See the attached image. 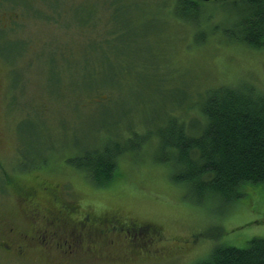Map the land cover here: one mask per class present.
Masks as SVG:
<instances>
[{
    "label": "rangeland",
    "instance_id": "374dc122",
    "mask_svg": "<svg viewBox=\"0 0 264 264\" xmlns=\"http://www.w3.org/2000/svg\"><path fill=\"white\" fill-rule=\"evenodd\" d=\"M184 14L169 0H0V224L29 230L30 210L43 208L30 190L59 185L81 213L119 218L132 249L145 245L132 224L145 236L153 227L162 251L110 258L86 247L72 258L57 247L26 260L0 251V264H198L216 245L264 239V185L200 205L155 160L158 130L178 124L164 116L188 112L200 86V102L221 85L264 90V48L225 33L240 9L202 1ZM112 136L138 138V147L120 160L116 181L97 187L67 158Z\"/></svg>",
    "mask_w": 264,
    "mask_h": 264
},
{
    "label": "trees",
    "instance_id": "16d2710c",
    "mask_svg": "<svg viewBox=\"0 0 264 264\" xmlns=\"http://www.w3.org/2000/svg\"><path fill=\"white\" fill-rule=\"evenodd\" d=\"M169 1L173 2L181 17L183 12L184 16L189 14L202 2ZM219 3L242 11L241 16L233 24L230 23L232 30L225 29V33L251 47L264 48V0H227ZM236 28L237 32L234 31ZM201 88L193 97V103L189 100L191 108L188 112L164 116L163 122L172 119L177 120L178 124L172 122L166 129L162 127L158 130L161 132L158 137L162 139V146H159L162 157L155 160L166 166L171 172L172 181L185 186L186 196L200 205L210 200L213 202L212 199L217 197L227 203L230 199L241 200L251 188L264 185V90L252 85H221L212 87V91L209 88L204 93L203 102H200L198 94ZM197 105L200 110L195 109L196 115L192 116ZM190 118L192 123H186V119L189 122ZM133 134L138 136L137 132ZM136 140L138 138L121 142L112 136L96 148L77 147L67 159L94 186H110L120 177V160L136 151ZM20 159L19 163H22L27 158ZM21 171H25V168ZM2 173L0 166L1 178ZM58 188L59 185H38L30 190V193L39 195V205L43 206V210H48L46 214L49 209L61 203L66 202L67 207L75 206L63 197L52 195V192H61ZM45 199L48 201L45 202ZM76 208L77 214H82ZM72 216H76V211ZM96 218L104 220L116 217L105 214ZM30 221L32 224L31 215ZM149 230L158 236L153 227ZM215 247L208 258L198 264H264V239H252L246 248L223 245Z\"/></svg>",
    "mask_w": 264,
    "mask_h": 264
},
{
    "label": "flooded vegetation",
    "instance_id": "af4514ba",
    "mask_svg": "<svg viewBox=\"0 0 264 264\" xmlns=\"http://www.w3.org/2000/svg\"><path fill=\"white\" fill-rule=\"evenodd\" d=\"M52 195L62 197L55 192ZM43 209L30 210L32 224L29 230H22L15 224H0V251L21 260L29 258L32 252L54 255L57 247L63 248L64 253L72 258L81 251L87 253L84 251L86 247L100 253L110 250V258L122 253L128 256L130 252L138 254L139 258H155L159 256L156 252H162L157 248V234L148 232V236H145L146 229L142 225L132 224L135 230L132 237L145 241V245L136 250L131 248L130 240H125L131 231L117 218L99 220L89 213L77 214V208L71 205L67 207L66 202L49 209L47 214L48 210ZM75 211L76 216H72ZM104 235L112 237L107 246L100 240Z\"/></svg>",
    "mask_w": 264,
    "mask_h": 264
},
{
    "label": "water",
    "instance_id": "95a60500",
    "mask_svg": "<svg viewBox=\"0 0 264 264\" xmlns=\"http://www.w3.org/2000/svg\"><path fill=\"white\" fill-rule=\"evenodd\" d=\"M201 1L209 2V1H227V0H201Z\"/></svg>",
    "mask_w": 264,
    "mask_h": 264
}]
</instances>
